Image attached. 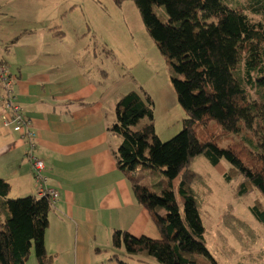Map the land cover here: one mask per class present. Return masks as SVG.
<instances>
[{"label":"trees","instance_id":"obj_1","mask_svg":"<svg viewBox=\"0 0 264 264\" xmlns=\"http://www.w3.org/2000/svg\"><path fill=\"white\" fill-rule=\"evenodd\" d=\"M110 1L121 7L127 0ZM132 1L148 35L171 68L174 93L185 116L179 133L163 142L155 130L154 103L147 92L131 91L116 102L115 121L107 126V132L120 138V143L111 153L117 170L129 180L135 199L148 211L160 238H135L115 230L110 244L115 250L122 247L129 255L126 258L138 264H219L206 245L192 191L196 180L192 163L196 158H205L226 182H234L238 197L257 192L260 197H253L250 213L264 227L263 0H255L257 6L250 4L255 8L248 9L251 19L247 9L229 8L228 0ZM254 16L260 18L255 20ZM9 77L16 79L11 71ZM1 91L2 112L9 116L11 108L7 104H16L13 92L4 88ZM249 91H257L263 101L259 108L254 106ZM19 114L18 127H28L35 135L29 118ZM214 130L217 135L212 133ZM222 135L242 136L251 147L262 149L253 153L260 164L245 161L247 153L240 143V152L221 142L218 145L222 147L217 146ZM27 148L26 157L30 161L31 157L37 158L32 154L36 140L33 149L29 142ZM139 168L157 171L165 181L147 186L137 177ZM31 169L36 181L42 176L38 184L45 188L44 170L39 174L33 166ZM11 195L10 183L0 177V264H26L31 249L36 264H52L53 257L45 248L52 209L48 196ZM109 260L129 264L117 254Z\"/></svg>","mask_w":264,"mask_h":264},{"label":"crops","instance_id":"obj_2","mask_svg":"<svg viewBox=\"0 0 264 264\" xmlns=\"http://www.w3.org/2000/svg\"><path fill=\"white\" fill-rule=\"evenodd\" d=\"M19 24H22L19 35L25 39L34 36L28 32L26 22ZM56 45H52L51 54H46L56 60L51 67L46 62L48 57H40L37 70L29 72V57L34 49L28 48L22 50L26 57L24 71L18 68L11 72L16 77L17 101L37 134L32 154L44 161L43 176L47 181L45 188L39 186V194L48 189L59 193L48 216L45 248L47 251V232L50 231V234L54 233V244L71 243L69 257L56 264H117L109 260L115 254L113 251L105 249L102 257V249L111 246V234L115 230L125 231L135 238H160L148 212L136 202L129 180L117 170L111 153L114 148L108 144L114 135L107 132L105 105L108 98L116 104L123 95L119 81L124 79L115 83V68L101 67L90 61V58L101 56L111 61L109 51L99 53L85 48L79 51L57 48ZM78 53H84L83 58L73 59L72 56ZM43 65L48 68L43 69ZM1 90L0 83V95ZM19 134L17 130L4 128L0 120V177L6 179L11 188L20 189L18 197L35 195L32 164L26 157L28 148L24 141L21 143ZM26 185L27 192L22 189ZM196 203L201 215L198 201ZM208 205L209 225L214 224L217 241L224 238L223 227L229 218L235 217V224L229 225L227 230L238 233L246 227L239 222L243 221L244 215L242 203L240 212L232 208L219 213L217 207ZM223 215L224 223L221 222ZM207 228L204 227L209 249L207 240L215 235L207 237ZM263 246L258 243L254 250L259 251ZM95 250L100 251L99 255ZM253 251L246 249L243 254Z\"/></svg>","mask_w":264,"mask_h":264},{"label":"rangeland","instance_id":"obj_3","mask_svg":"<svg viewBox=\"0 0 264 264\" xmlns=\"http://www.w3.org/2000/svg\"><path fill=\"white\" fill-rule=\"evenodd\" d=\"M252 3L255 6L259 5L258 1L255 0H228L226 5L231 9H247L245 11L246 15L251 19L250 15L252 13L249 10L251 8L255 9L250 6ZM262 5H264V0ZM71 7L73 9H70ZM253 18L258 20L260 17L254 16ZM22 22L27 23L28 32L33 33L34 36L30 35V38L25 39L23 35H19L21 33L20 30H22L20 29L22 24L19 23ZM82 39L83 41H80ZM55 44H57L55 46L57 48H76L79 51H84V48L91 51L96 50L99 53L106 50L110 51L111 61H107L103 56L90 58V61L99 64L101 67L110 65L116 69L117 80L114 82L124 79L119 81L122 83L121 91L123 95L131 91L140 93L142 90L150 95L154 103L153 122L161 141H171L179 133L185 113L179 106L174 93L171 81V68L148 35L134 1H124L121 7H117L110 0H0V69H7V76L10 71L16 72L18 68L22 72L24 71L26 57L24 58L22 50L34 49L31 52L32 57H29L31 60L28 67L29 72H34L38 68L40 57L47 58L46 54H51L52 45ZM34 46H37V48ZM83 56L84 53H78L73 55L72 58L82 59ZM55 61L50 57L46 60L47 63L51 64L50 67L54 65ZM46 68L48 67L43 65V69ZM0 83L2 89V82L0 81ZM14 86L15 84L9 85L11 92H13L12 98L16 102V104L12 105L13 110L15 111L18 108V113L23 114V109L17 101L15 91H13ZM249 95L250 97L252 96L251 100L255 102L254 106L256 108L263 104V101H260L257 96V91L252 93L249 91ZM0 97L2 96L0 95ZM114 108V102H111V98H108L105 105L107 126H111L115 121ZM1 109H3V105L0 102L2 126L19 131L21 143L23 144L24 141L27 145L29 142L27 136L28 128L23 130L14 124H7L5 122L7 115H3ZM262 113H264V109H262ZM212 133L218 134L215 130ZM236 136L222 135L217 140L219 142L215 143L219 146L218 144L221 142V145L231 146L239 152L238 144L240 143L245 147L243 152L252 156H254L253 153L255 152L263 151L256 145L251 147L244 141L242 136L239 135V138ZM34 140L37 141L36 133ZM241 140L244 142H241ZM118 142L117 136H111V139L108 140V144L112 148H117ZM247 154L246 162L250 161L255 166L260 164L255 159V156L252 157ZM192 169L198 177L193 184L194 187L192 186L193 193L202 211L203 226L207 228L208 223L207 237L209 234L214 233V224L212 226L209 225L210 219L207 216L208 204V206L217 207L219 213H222L225 209L230 210L232 208L240 212L241 203L244 205L243 221L240 220L239 222L246 227L238 233L227 230L229 225L235 224V217L229 218L226 220L227 225L223 227L222 236L224 238H220L219 242L217 241V235L214 233L215 237L210 241L209 239L207 240L209 249H211L212 255L218 263L264 264V246L259 251L254 250L258 248V243L264 244V227L258 224L250 213L253 197H260L257 192L249 197H238L235 193L234 182H226L211 168L205 158H196L192 163ZM145 172L148 173L145 174ZM137 177L140 182L147 186L165 181L161 173L147 169H140L137 172ZM33 181L36 189L34 196H38L40 187L34 177ZM22 189L27 192L28 186L26 185ZM19 190L17 187H13L11 196L17 197ZM248 190L251 191L250 188ZM51 192L52 194L45 192L41 195L48 196L53 208L59 193L54 190H51ZM54 194H57V196L54 197ZM28 195L30 194H24L21 197H27ZM136 202L138 203L137 200ZM224 217L223 215L222 223H224ZM239 218L241 219V217ZM49 232H47L46 242L47 254L53 257V263L56 264L60 259L69 257L71 243L66 241L64 245L58 246L54 244V238H52L54 233L50 234ZM105 249L108 252L113 251V253L118 255L119 259L129 264H138L135 261H131V258H126L129 255L126 254L122 247L118 250H114L112 246L103 248L102 257L106 253ZM246 249L254 251L243 254ZM96 252L99 255L100 251L95 250ZM26 264H36L34 249H31L30 257ZM147 264L159 263L148 261Z\"/></svg>","mask_w":264,"mask_h":264},{"label":"built area","instance_id":"obj_4","mask_svg":"<svg viewBox=\"0 0 264 264\" xmlns=\"http://www.w3.org/2000/svg\"><path fill=\"white\" fill-rule=\"evenodd\" d=\"M7 74H8V70L7 69H0V81L2 82L3 88L6 89V91L8 93H11V89H10L9 85L10 84H15V80L10 78L9 75L7 76ZM3 97L4 96H2L1 98L4 100ZM7 107L11 108V114L9 116L5 117V122L7 124H14L16 126H19L21 124V118H20L21 116L18 113V108H16L15 111H14L13 107H12V104L10 102L7 104ZM27 136L29 138L30 149H33L34 148L35 135H34V133L31 130L28 129ZM31 161H32L33 168L39 174L40 173L42 174V171L44 170V167H45L44 166V161L42 159L34 158V157H31ZM38 179H39L38 181H41L42 180V176L39 177ZM45 192H48V193L52 194L51 190H44L42 193H45ZM56 196H57V194H54V197H56Z\"/></svg>","mask_w":264,"mask_h":264}]
</instances>
